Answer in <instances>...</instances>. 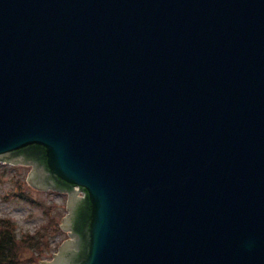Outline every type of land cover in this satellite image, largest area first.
I'll return each instance as SVG.
<instances>
[{"label": "water", "instance_id": "1", "mask_svg": "<svg viewBox=\"0 0 264 264\" xmlns=\"http://www.w3.org/2000/svg\"><path fill=\"white\" fill-rule=\"evenodd\" d=\"M0 161L86 193L44 264H264V0H0Z\"/></svg>", "mask_w": 264, "mask_h": 264}, {"label": "rangeland", "instance_id": "2", "mask_svg": "<svg viewBox=\"0 0 264 264\" xmlns=\"http://www.w3.org/2000/svg\"><path fill=\"white\" fill-rule=\"evenodd\" d=\"M30 171L25 165L0 162V226L6 221L14 224L19 237L40 231L50 249L37 258L26 252L24 258L42 264L51 262L58 247L69 239L61 226L68 214V196L32 187L27 181Z\"/></svg>", "mask_w": 264, "mask_h": 264}, {"label": "trees", "instance_id": "3", "mask_svg": "<svg viewBox=\"0 0 264 264\" xmlns=\"http://www.w3.org/2000/svg\"><path fill=\"white\" fill-rule=\"evenodd\" d=\"M49 249L40 231L31 236L19 237L10 223L0 226V264H40L34 259H25V253L31 252L35 256L30 258H37L43 254V250Z\"/></svg>", "mask_w": 264, "mask_h": 264}]
</instances>
